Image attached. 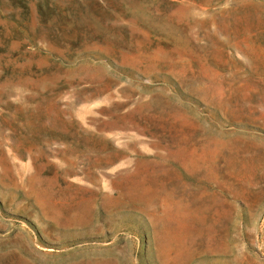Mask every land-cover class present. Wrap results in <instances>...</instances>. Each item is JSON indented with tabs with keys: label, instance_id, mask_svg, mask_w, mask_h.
I'll return each mask as SVG.
<instances>
[{
	"label": "rangeland",
	"instance_id": "1",
	"mask_svg": "<svg viewBox=\"0 0 264 264\" xmlns=\"http://www.w3.org/2000/svg\"><path fill=\"white\" fill-rule=\"evenodd\" d=\"M67 263L264 264V0H0V264Z\"/></svg>",
	"mask_w": 264,
	"mask_h": 264
},
{
	"label": "bare ground",
	"instance_id": "2",
	"mask_svg": "<svg viewBox=\"0 0 264 264\" xmlns=\"http://www.w3.org/2000/svg\"><path fill=\"white\" fill-rule=\"evenodd\" d=\"M7 139V138H6ZM48 148H49V146H48ZM49 150V149H48ZM66 150V149H65ZM15 152H17V151H15ZM28 152V151H27ZM24 153L25 152H18V153H11V158L12 159H17L18 157H21V156H24ZM29 154V153H28ZM33 155V154H32ZM79 155V154H78ZM64 160V159H63ZM67 162V161H66ZM65 161H63V162H61V163H58V164H56V166H59V168H61V170L62 171H64V173H65V171L67 172V170H68V168L67 167H65L66 165H69V167L71 166V165H75V163L74 162H71V163H66ZM97 165V164H96ZM85 167V166H84ZM67 168V169H66ZM74 168V167H73ZM80 169V168H79ZM74 173V172H73ZM22 174V172L20 173V172H17V175L19 176V175H21ZM24 174V173H23ZM22 174V175H23ZM21 177H23V176H19V178L21 179ZM103 179V178H102ZM85 180V179H84ZM26 182V181H25ZM25 182H23V184H25ZM81 182V181H80ZM27 183V182H26ZM90 191V190H89ZM95 215H97L98 214V216L97 217H99V219L101 218V215L99 214V213H94ZM94 215V216H95ZM95 219V218H94ZM6 244V243H5ZM10 244V243H9ZM14 244H16V243H13V246H14ZM15 247V246H14ZM16 249V248H15ZM13 251V250H12ZM6 252V251H5ZM17 252H19V251H17ZM7 255V254H6ZM2 256V255H1ZM4 256V255H3ZM69 258V257H68ZM70 259V258H69ZM71 260V259H70ZM61 262V261H60ZM64 262H65V260H64ZM67 262V261H66ZM61 263H63V262H61ZM68 264V263H67Z\"/></svg>",
	"mask_w": 264,
	"mask_h": 264
}]
</instances>
